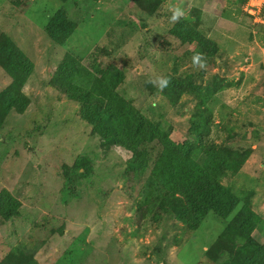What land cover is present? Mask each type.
Masks as SVG:
<instances>
[{"label": "rangeland", "instance_id": "obj_1", "mask_svg": "<svg viewBox=\"0 0 264 264\" xmlns=\"http://www.w3.org/2000/svg\"><path fill=\"white\" fill-rule=\"evenodd\" d=\"M249 2L0 0V264H226L245 243L226 232L244 205L264 245V10ZM172 7L185 13L176 23ZM56 14L73 27L62 45L47 32ZM21 56L27 79L9 72ZM67 61L87 103L55 87ZM131 105L177 144L200 131L201 109L216 145L239 147L242 168L224 181L239 201L229 218L210 212L193 228L159 211L146 178L126 172L132 153L100 136L123 123L99 130L83 117L128 118Z\"/></svg>", "mask_w": 264, "mask_h": 264}, {"label": "trees", "instance_id": "obj_2", "mask_svg": "<svg viewBox=\"0 0 264 264\" xmlns=\"http://www.w3.org/2000/svg\"><path fill=\"white\" fill-rule=\"evenodd\" d=\"M51 29L63 34L61 39H55L59 45H62L72 33L73 27L68 19L56 14L50 18L47 26V32L53 39L52 36L55 33ZM196 41L201 46L199 48H203L204 40ZM23 59L24 57L21 56L15 66L9 69L13 78L15 76L18 78L21 73L24 78H29L27 71L29 73L31 71L28 68L31 62ZM75 69V63L63 62L56 72L55 87L69 99L87 103V96L82 92L74 93L78 91V88L68 79ZM171 85L172 88L183 86L175 81H171ZM110 110L96 117H91L90 112L85 111L83 117L90 124L97 123L99 130L100 124L107 122L108 117L116 118L117 122L123 123L113 131L110 128L104 129L107 126L104 124L105 126L100 130V136L103 141L113 142L132 153L126 172L132 174L137 180L146 178L147 189H154L152 199L159 211L168 215L175 214L182 222L197 228L210 212L227 219L237 209L239 201L224 181L236 176L242 168L241 160L234 157L239 147L235 148L231 143L216 145L209 135V123L203 110H198L199 120H201L200 131L189 133L188 139L179 144L172 141L160 126L146 120L133 105L125 110L129 114L128 118L114 112V108ZM152 146H155L156 153L159 155L156 169L157 180L148 176L150 160H153L155 153L147 148ZM75 168L82 170L79 165ZM139 208L141 209V206ZM8 212L10 214L11 211ZM9 214L1 212V215L6 218H9ZM161 218L165 216L159 215L158 220ZM249 218L250 211L244 205L228 225L226 232L233 234L235 238L243 239L245 243L226 264H264V245L254 241L248 235Z\"/></svg>", "mask_w": 264, "mask_h": 264}, {"label": "clouds", "instance_id": "obj_3", "mask_svg": "<svg viewBox=\"0 0 264 264\" xmlns=\"http://www.w3.org/2000/svg\"><path fill=\"white\" fill-rule=\"evenodd\" d=\"M169 11L171 13L170 16L168 17L170 23L178 22L185 14L184 11L179 7H172L169 9ZM192 60H193L194 65L195 64H201V66H203L201 63L200 54L194 55ZM152 83L159 84V86L161 88H163V87L167 86L168 80H167V78L159 77V78H157L156 81H152Z\"/></svg>", "mask_w": 264, "mask_h": 264}, {"label": "built area", "instance_id": "obj_4", "mask_svg": "<svg viewBox=\"0 0 264 264\" xmlns=\"http://www.w3.org/2000/svg\"><path fill=\"white\" fill-rule=\"evenodd\" d=\"M253 1L254 0H250V2L248 3L249 4V6H251L252 8H256L255 6H259V5H256V4H253ZM258 4H262V9L264 10V0H262V2L261 3H258ZM260 10V9H259ZM262 14V12L260 11L258 14ZM260 21L262 20V19H259Z\"/></svg>", "mask_w": 264, "mask_h": 264}, {"label": "crops", "instance_id": "obj_5", "mask_svg": "<svg viewBox=\"0 0 264 264\" xmlns=\"http://www.w3.org/2000/svg\"><path fill=\"white\" fill-rule=\"evenodd\" d=\"M2 23H3V21H2V19H0V28H2ZM23 46V45H22ZM23 52H25L24 50H23V48L22 47H19ZM26 48V47H25ZM28 57V56H27ZM29 58V57H28Z\"/></svg>", "mask_w": 264, "mask_h": 264}]
</instances>
